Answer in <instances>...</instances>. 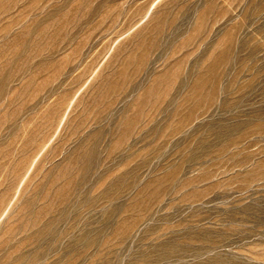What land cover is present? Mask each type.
I'll use <instances>...</instances> for the list:
<instances>
[{
    "label": "rangeland",
    "instance_id": "374dc122",
    "mask_svg": "<svg viewBox=\"0 0 264 264\" xmlns=\"http://www.w3.org/2000/svg\"><path fill=\"white\" fill-rule=\"evenodd\" d=\"M0 264H264V0H0Z\"/></svg>",
    "mask_w": 264,
    "mask_h": 264
}]
</instances>
